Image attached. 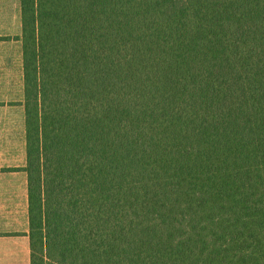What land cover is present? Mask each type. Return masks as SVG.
<instances>
[{"label":"trees","instance_id":"1","mask_svg":"<svg viewBox=\"0 0 264 264\" xmlns=\"http://www.w3.org/2000/svg\"><path fill=\"white\" fill-rule=\"evenodd\" d=\"M31 264H264V0H21Z\"/></svg>","mask_w":264,"mask_h":264},{"label":"crops","instance_id":"2","mask_svg":"<svg viewBox=\"0 0 264 264\" xmlns=\"http://www.w3.org/2000/svg\"><path fill=\"white\" fill-rule=\"evenodd\" d=\"M9 3L0 0V264H31L22 7L8 13Z\"/></svg>","mask_w":264,"mask_h":264},{"label":"rangeland","instance_id":"3","mask_svg":"<svg viewBox=\"0 0 264 264\" xmlns=\"http://www.w3.org/2000/svg\"><path fill=\"white\" fill-rule=\"evenodd\" d=\"M1 1H10L12 2L8 4V13H10V10H14L16 8V6L14 4H16L18 6V3H19V0H1ZM10 6V7H9ZM18 8V7H17ZM4 12H1V15L3 14ZM10 22H13V20H10Z\"/></svg>","mask_w":264,"mask_h":264}]
</instances>
